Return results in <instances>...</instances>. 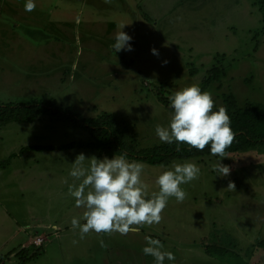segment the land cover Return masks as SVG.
I'll use <instances>...</instances> for the list:
<instances>
[{
	"label": "rangeland",
	"instance_id": "obj_1",
	"mask_svg": "<svg viewBox=\"0 0 264 264\" xmlns=\"http://www.w3.org/2000/svg\"><path fill=\"white\" fill-rule=\"evenodd\" d=\"M23 4L0 0L1 104L37 101L85 118L113 113L136 152L163 144L155 128L169 124V97L186 87L210 92L214 109L227 96L239 108H264V22L254 0H37L32 12ZM124 24L133 50L116 53L114 38ZM212 74L217 79L207 82ZM89 140L82 129L49 117L0 127V264H155L142 252L145 236L174 253L175 261L165 264H264L258 247L264 145L222 158L230 167L226 177L214 171L219 157L213 155L166 165L127 159L144 165L149 198L159 191L156 178L174 164L195 163L200 174L181 185L182 203L169 198L159 224L81 239L71 219L84 223V209L69 193L81 181L69 172L81 153L106 156L78 148L20 150Z\"/></svg>",
	"mask_w": 264,
	"mask_h": 264
},
{
	"label": "clouds",
	"instance_id": "obj_2",
	"mask_svg": "<svg viewBox=\"0 0 264 264\" xmlns=\"http://www.w3.org/2000/svg\"><path fill=\"white\" fill-rule=\"evenodd\" d=\"M23 7L25 12H32L37 7V0H24ZM125 25L120 26L114 38L116 53L133 50V37L122 31ZM151 53L159 55L155 48L151 49ZM169 99L171 120L167 126L157 125L155 128L159 141L176 144L177 150L181 144L198 151L210 146L211 155L219 157L214 171L220 177L228 176L230 167L222 164L221 160L226 157V149L232 145L236 133L231 128L227 109L220 107L213 111L215 101L212 94L202 91L198 85L176 91ZM72 164L69 175L81 182L70 185L69 193L75 206L84 209V223L80 218L73 217L71 226L79 231L81 239L90 232L126 236L130 232H138L144 225L159 224L169 198L174 197L177 203H182L187 193L181 185L198 179L200 174V168L195 163L174 164L171 170L162 172L156 178L159 191L149 198L147 186L141 178L144 165L128 161L126 154L98 159L95 156L86 158L81 153ZM234 187L229 182L227 188L234 190ZM144 239L146 246L142 252L151 256L155 264H165V260L175 261L174 253L162 250L160 240L151 236ZM100 243L101 247H106L103 241Z\"/></svg>",
	"mask_w": 264,
	"mask_h": 264
},
{
	"label": "trees",
	"instance_id": "obj_3",
	"mask_svg": "<svg viewBox=\"0 0 264 264\" xmlns=\"http://www.w3.org/2000/svg\"><path fill=\"white\" fill-rule=\"evenodd\" d=\"M263 13L264 22V0H254ZM218 74H212L206 81H214ZM160 101L163 99L160 97ZM163 103H167L163 101ZM220 107L227 109L231 120V128L236 133L235 139L226 149L225 155H233L251 150L254 147L264 145V108L259 105L247 104L239 108L231 96L225 98L224 104ZM215 108L213 111L218 110ZM42 117H49L72 124L75 128L82 129L90 136L87 142H72L70 144L54 148L53 146H29L22 148L20 153L31 149L37 151H60L73 148L91 149L99 156L112 158L126 154V159H133L145 162L149 165H166L173 159H194L203 155H211L210 146L203 151L190 148L181 144L177 150L176 144L163 143L158 146H150L134 151L132 146L124 141L126 131L123 123L113 113H101L95 117L85 118L75 114L67 108L55 107L49 103L33 101L27 104L0 103V127L11 123L30 124ZM258 247L264 249V240L258 243ZM209 253V249L206 250ZM21 253V252H20ZM35 255V254H34Z\"/></svg>",
	"mask_w": 264,
	"mask_h": 264
},
{
	"label": "built area",
	"instance_id": "obj_4",
	"mask_svg": "<svg viewBox=\"0 0 264 264\" xmlns=\"http://www.w3.org/2000/svg\"><path fill=\"white\" fill-rule=\"evenodd\" d=\"M41 242H42V240L38 238V240L35 241L34 243H35L36 245H40Z\"/></svg>",
	"mask_w": 264,
	"mask_h": 264
},
{
	"label": "crops",
	"instance_id": "obj_5",
	"mask_svg": "<svg viewBox=\"0 0 264 264\" xmlns=\"http://www.w3.org/2000/svg\"><path fill=\"white\" fill-rule=\"evenodd\" d=\"M34 38V37H33ZM35 39V38H34Z\"/></svg>",
	"mask_w": 264,
	"mask_h": 264
}]
</instances>
